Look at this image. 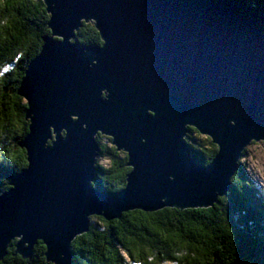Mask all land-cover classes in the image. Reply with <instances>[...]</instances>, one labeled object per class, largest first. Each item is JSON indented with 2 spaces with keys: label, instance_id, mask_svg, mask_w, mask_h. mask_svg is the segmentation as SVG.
Returning a JSON list of instances; mask_svg holds the SVG:
<instances>
[{
  "label": "water",
  "instance_id": "1",
  "mask_svg": "<svg viewBox=\"0 0 264 264\" xmlns=\"http://www.w3.org/2000/svg\"><path fill=\"white\" fill-rule=\"evenodd\" d=\"M42 1L51 36L18 88L28 168L0 195V261L17 239L23 258L40 241L50 263L72 264L68 241L92 216L208 208L225 196L247 148L264 141V0ZM90 21L105 46L73 42ZM188 128L217 146L205 167ZM97 135L134 167L122 193L89 188Z\"/></svg>",
  "mask_w": 264,
  "mask_h": 264
},
{
  "label": "trees",
  "instance_id": "2",
  "mask_svg": "<svg viewBox=\"0 0 264 264\" xmlns=\"http://www.w3.org/2000/svg\"><path fill=\"white\" fill-rule=\"evenodd\" d=\"M4 2L0 0V37H4L0 39V115L3 116L0 195L10 189L9 177L24 169L18 156L12 161L9 155L19 150L26 160V151L20 144L28 131L23 136L12 131L7 106L12 103L11 97H17L12 108L18 116L24 117L28 129L26 108L21 103L24 100L18 95V88L29 62L40 52L43 38L51 36L49 15L42 0H13L7 8L2 6ZM73 42L82 46L102 45L94 26L84 22L75 32ZM188 131L186 142L192 157L203 167L207 166L217 146L195 129L188 128ZM95 139L99 145L97 189L117 193L120 185H126V154L121 155L111 139L101 135ZM99 159L107 160V167L100 165ZM139 213L153 216V223L160 230L177 233L184 247L175 243L169 246L143 226ZM16 243L17 239L10 243L0 264H53L47 260L46 247L40 241L28 258L15 253ZM69 250L72 264H148L147 253L152 254L156 264H164L165 260L170 264H264V198L239 163L226 195L218 198L213 206L184 210L166 207L155 212L132 210L112 221L92 216L88 231L75 237Z\"/></svg>",
  "mask_w": 264,
  "mask_h": 264
},
{
  "label": "clouds",
  "instance_id": "3",
  "mask_svg": "<svg viewBox=\"0 0 264 264\" xmlns=\"http://www.w3.org/2000/svg\"><path fill=\"white\" fill-rule=\"evenodd\" d=\"M3 7H10L9 5L3 3L2 4ZM5 27L7 28L8 25L5 24ZM4 37H0V39H3ZM103 46H105V41H103ZM96 61L93 60L92 64H95ZM12 103H15L17 100V97H11L10 98ZM12 103L8 104L7 106V116H8V122L12 125V131H15L16 134L18 136H23L27 131V127L26 125V121L24 120L23 116H18L17 113L13 110L12 108ZM21 103H23L25 108H28V103L27 101H22ZM3 125V116L0 115V128H2ZM205 140H207V137H204ZM141 143H144V141L142 140ZM262 143H264V141H262ZM121 155H123V153H120ZM17 156L19 157V160L23 163V167L24 169L28 168V161L25 160L24 157V153L22 151H17V153H13L10 154L8 159L15 161ZM250 160V164H251V168L254 169L255 173H256V177H258L259 179V183L264 186V163H262L260 165V167H255L256 162L253 161L251 159V157H249ZM126 172H128L130 175L134 172V167L131 165L130 167H128L127 169H125ZM172 177H169V180H171ZM121 191L119 193H122L124 191L127 190V188L125 187V185H120L119 186ZM89 188L92 189L93 191L98 190L97 186H96V182L95 180H91L89 181ZM117 193V194H119ZM138 216L140 218H142V224L144 227L148 228L150 231L155 232L162 240H164L167 244H169V246H171L173 243L179 245L180 247H184V244L181 243L180 237L177 233L175 232H168L167 230H160L159 228H157L155 226V224L153 223L154 217L145 213H139ZM139 226V225H138ZM68 246L71 247L72 246V241H68ZM148 257H149V261L148 264H156V262L154 260H152V254L151 253H147ZM164 264H170L169 261L165 260Z\"/></svg>",
  "mask_w": 264,
  "mask_h": 264
},
{
  "label": "rangeland",
  "instance_id": "4",
  "mask_svg": "<svg viewBox=\"0 0 264 264\" xmlns=\"http://www.w3.org/2000/svg\"><path fill=\"white\" fill-rule=\"evenodd\" d=\"M92 24V21L88 22ZM249 157L253 161L256 162L255 167H260L262 163H264V144L262 143H255L251 144L247 148V152L245 156H243L240 160L239 163L244 171V174L247 176V178L255 185V187L258 189V191L261 192L263 198H264V186H262L259 183L258 177H256V173L254 169L251 168L250 160ZM99 164L102 165L103 167H107L108 161L105 159H99Z\"/></svg>",
  "mask_w": 264,
  "mask_h": 264
},
{
  "label": "snow or ice",
  "instance_id": "5",
  "mask_svg": "<svg viewBox=\"0 0 264 264\" xmlns=\"http://www.w3.org/2000/svg\"><path fill=\"white\" fill-rule=\"evenodd\" d=\"M12 2H13V0H5L4 3L7 4V5H9V6H11ZM15 2H19V0H15ZM255 139H257V140H264V138H255Z\"/></svg>",
  "mask_w": 264,
  "mask_h": 264
},
{
  "label": "flooded vegetation",
  "instance_id": "6",
  "mask_svg": "<svg viewBox=\"0 0 264 264\" xmlns=\"http://www.w3.org/2000/svg\"><path fill=\"white\" fill-rule=\"evenodd\" d=\"M102 136V135H101ZM105 137V136H104ZM105 138H108V137H105ZM108 139H110V138H108ZM122 153H124V152H122ZM124 154H126V153H124ZM96 163H97V159H96Z\"/></svg>",
  "mask_w": 264,
  "mask_h": 264
}]
</instances>
